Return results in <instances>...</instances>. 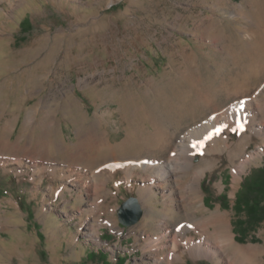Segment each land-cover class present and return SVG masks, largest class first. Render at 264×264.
Segmentation results:
<instances>
[{"label":"rangeland","instance_id":"obj_1","mask_svg":"<svg viewBox=\"0 0 264 264\" xmlns=\"http://www.w3.org/2000/svg\"><path fill=\"white\" fill-rule=\"evenodd\" d=\"M263 83L264 0H0V152L16 154L0 153V264H103L98 251L106 264H121L119 255L127 257L123 264H264V221L246 234L235 226L236 193L264 165V136L244 125L211 124L184 137L181 163L196 155L206 174L189 223L197 229L181 237L218 244L216 225L202 220L225 215L232 241L253 252L252 261H238L234 249L228 259L194 256L182 240L177 254L165 248L150 257L155 231L167 227L159 211L175 214L168 245L176 225L189 222L178 198L170 203L157 186L145 191L144 169L127 179L109 168L91 183L96 196L60 171L66 163L95 168L152 149L166 158L174 140L212 110L235 101L247 109L264 98ZM163 126L171 143L160 151L146 136ZM226 138L255 154L236 181L228 153H205ZM3 139L30 144L31 152L17 155L23 152ZM223 193L228 208L218 199ZM130 196L144 213L124 225L118 208Z\"/></svg>","mask_w":264,"mask_h":264},{"label":"bare ground","instance_id":"obj_2","mask_svg":"<svg viewBox=\"0 0 264 264\" xmlns=\"http://www.w3.org/2000/svg\"><path fill=\"white\" fill-rule=\"evenodd\" d=\"M246 18L253 20L249 14H246ZM263 89H264V83L261 86H259L258 93L262 92ZM250 102L251 100L248 102V108L252 110V107L249 106ZM246 104H247L246 101H235L230 104L228 103L227 106L223 105L220 106L219 108L212 110V112L209 113L212 114L209 116L208 120L201 121L202 119H205L209 114L206 117L193 122L191 125H196L198 124V122L201 121L200 125L197 126L198 128L192 127L189 129L190 131L182 133L181 136L179 135L174 140L173 145L169 147L170 148L169 154L170 152L171 154L170 155L168 154L166 158L159 157L157 155L158 152L152 149L149 152L150 155H141V156L134 155L135 157H128V158L113 157L104 160L100 165L95 166V168H87V166L86 167L73 166L72 165L73 163L71 164L66 163L60 171L62 174L66 172L67 175L69 176L70 181L76 184L79 189H82L89 196H93L96 194L95 193L96 190L92 188L91 183L97 182L99 179L98 177L100 175L107 176L111 169L113 168H114L113 170L122 169L127 174H129L127 176V179H131L133 173L136 172L137 170L144 169L145 171H149V173L146 174V178L149 181V183L145 186L146 187L145 191L148 192V190H153L154 187L157 186L163 189V192L167 197V199H169L170 203L175 201V198H178L181 204V208L185 210L184 212L188 213L187 220L189 219V222L188 221L186 222L185 219L184 222H182L179 225L178 224L176 225L177 228L175 231V236L173 240L169 242L168 245L165 243L167 236L170 233V230L168 229V223L175 216V214L172 210H170V208L162 209L161 211H159L158 223L167 227L166 229L164 228L162 232H160L159 230L155 231L157 237L152 242V246L148 248L149 249L148 255L150 257H154L156 251H161L164 250L165 248H169L168 251H170L171 255L177 254L179 245L181 243L180 241L182 240L185 246L191 249L190 251L191 253H193L194 256H196L195 253L208 254L214 257L220 255H223L224 257L225 255L226 258L228 259L229 254L232 252V249H234L235 252L233 254L235 255V258L238 261H240L239 259H243V260L247 259L248 261H252L255 259L256 255L253 252H250L249 249L239 246L236 241H232V237L230 235L231 234L230 227H228V220L226 219L225 215L222 214L218 215L215 213H211L210 215H208L206 219L202 220L203 222H205L204 224L206 225L209 223H213L216 225L217 230L212 234H216L214 236L217 240H219L218 244L213 241H210L208 237L207 239H202L200 241H194L191 238L183 240L181 237L188 230H190L191 227H195L189 224L192 222V220H195V217H197L196 213H193L192 207L193 204L195 203V199L200 198L202 195L201 183H202V178L206 174V170L200 169L198 165L195 163L194 157L196 155L194 157H191L189 162H186V164L181 163L180 154L182 150L180 147L186 139L184 137L186 135L193 134L194 132L199 131L201 128L207 127L208 125L211 124L217 125L218 123L223 125L224 124L229 125L230 129H234L236 127L238 128L244 125L246 128L251 129L254 132V134L264 136V98H256L252 100L251 105L255 108V110L254 111L252 110V112H250L248 108L245 109ZM191 125H189V127ZM167 130L168 129L165 126L161 128H157L155 132H152L148 136H146V142L149 145H151V148H158L160 151L167 149V146H169L171 143L170 137H168ZM191 130H193V132H191ZM1 142L5 144L6 143L10 144L12 148L16 151L18 150L19 152H23L17 155H23L24 152L26 151L31 152L30 149L32 147L30 144L27 145L20 144L19 142L10 143L8 140L5 139H3ZM174 145L175 147H173ZM235 146L233 145V142L230 141V139L226 138L224 140L223 146H221L220 148L218 147V149L217 148L216 149L214 148L212 150L205 149V153L207 155L215 154L217 155V157L218 156L221 157L223 154L228 153V157L230 158L232 167H234L233 173H234V180L236 181L238 177L241 176L242 172L246 169L247 165L251 163V160L253 159V156L255 154L253 152L252 154L249 153V155H247L245 150H240L239 146L237 147ZM261 146L264 147V139L262 144H260L258 148L260 149ZM0 153H8L11 155H16L15 153L4 152V151H1ZM32 157L36 158L37 155ZM139 172L141 171H137V173ZM99 186L101 189L102 188L103 190L105 189V183H101ZM93 199L95 200L96 198L93 197ZM197 208L198 211H201L202 213H206L202 204ZM150 210L154 211V208H150ZM146 221L147 220H144L143 223H146ZM204 224H201V226ZM159 228L160 226L157 227V229ZM195 228L197 229V227ZM205 228H207V226Z\"/></svg>","mask_w":264,"mask_h":264},{"label":"trees","instance_id":"obj_3","mask_svg":"<svg viewBox=\"0 0 264 264\" xmlns=\"http://www.w3.org/2000/svg\"><path fill=\"white\" fill-rule=\"evenodd\" d=\"M221 206L228 208L230 199L226 193L219 195ZM233 210L236 214L235 226L241 234H246L248 230L264 221V165L252 169V171L244 177L241 187L236 193L235 204ZM243 214L246 216L243 218ZM93 253V252H92ZM99 256V260L106 264L107 254L103 251L94 252ZM119 260L123 264L127 257L119 255ZM97 264V263H96Z\"/></svg>","mask_w":264,"mask_h":264},{"label":"water","instance_id":"obj_4","mask_svg":"<svg viewBox=\"0 0 264 264\" xmlns=\"http://www.w3.org/2000/svg\"><path fill=\"white\" fill-rule=\"evenodd\" d=\"M144 209L137 196H130L118 208L120 221L124 225L137 223L143 216Z\"/></svg>","mask_w":264,"mask_h":264},{"label":"snow or ice","instance_id":"obj_5","mask_svg":"<svg viewBox=\"0 0 264 264\" xmlns=\"http://www.w3.org/2000/svg\"><path fill=\"white\" fill-rule=\"evenodd\" d=\"M242 127V126H241Z\"/></svg>","mask_w":264,"mask_h":264}]
</instances>
